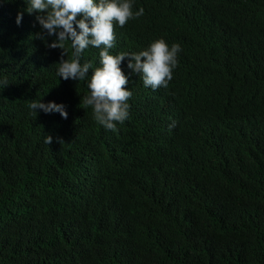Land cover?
Returning <instances> with one entry per match:
<instances>
[{"label": "trees", "instance_id": "trees-1", "mask_svg": "<svg viewBox=\"0 0 264 264\" xmlns=\"http://www.w3.org/2000/svg\"><path fill=\"white\" fill-rule=\"evenodd\" d=\"M131 3L144 14L114 22L110 54L181 51L166 88L125 58L129 118L112 131L81 104L87 81L57 75L37 15L0 0V264H264V0ZM99 51L81 55L89 78Z\"/></svg>", "mask_w": 264, "mask_h": 264}, {"label": "clouds", "instance_id": "clouds-1", "mask_svg": "<svg viewBox=\"0 0 264 264\" xmlns=\"http://www.w3.org/2000/svg\"><path fill=\"white\" fill-rule=\"evenodd\" d=\"M16 1H20L29 14L37 15L36 20L40 24L37 26V36L45 46L63 50L56 64L57 75L64 80L87 81L88 92L82 96L81 104L92 109L93 119L106 130L118 131L117 124L129 118L128 100L132 92L125 87L129 81L121 68L125 58H128V68L142 77L145 87L166 88L173 79V70L178 65L177 57L181 51L178 43L169 46L164 39H158L138 52L110 54V49L115 46L114 22L123 27L130 19L144 14L142 7L133 12L135 6L131 0ZM22 18L23 13H18L17 24L21 23ZM40 26L41 32L38 33ZM48 38L54 39L52 43H48ZM68 41L73 50L70 58L65 47ZM89 46L100 50L101 65L94 69L90 78L91 63H81V55ZM8 85L7 77L0 79V86L5 88ZM41 101L44 100H33L28 107L33 111L40 109L46 114L56 112L67 119L68 112L63 104ZM174 126L175 122L170 128ZM52 142L53 137L48 134L45 143L50 145Z\"/></svg>", "mask_w": 264, "mask_h": 264}]
</instances>
